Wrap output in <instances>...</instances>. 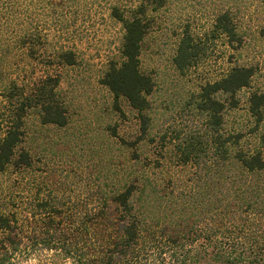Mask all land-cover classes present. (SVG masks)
<instances>
[{"label": "rangeland", "instance_id": "rangeland-1", "mask_svg": "<svg viewBox=\"0 0 264 264\" xmlns=\"http://www.w3.org/2000/svg\"><path fill=\"white\" fill-rule=\"evenodd\" d=\"M140 2L0 0V135L15 120L20 94L33 92L48 76H59L57 90L67 112V123L58 126L42 123L38 109L29 108L16 154L26 152L31 164L0 171V213L14 226L10 233L0 229V254L12 249L7 238L21 240L4 264H70L34 241L36 234L41 241L45 212L37 203L42 200L62 196L67 205L81 204L88 191L104 182L111 192L121 189L142 166L158 180L189 189L193 167L177 163L174 144L190 134L207 136L206 115L197 108L200 86L231 66H253L255 75L238 92L237 107L226 103L222 130L242 133L240 145L249 150L257 144L256 134L264 132V121L257 129L248 107L250 92L264 91V0H166L147 13L140 65L154 86L147 96L148 131L137 142L136 111L124 98L117 109L100 80L109 63L119 60L124 33L111 7L129 16ZM225 11L236 26L234 41L214 30L216 16ZM186 32L200 52L196 64L181 73L173 58ZM68 50L75 54L71 65L60 58Z\"/></svg>", "mask_w": 264, "mask_h": 264}, {"label": "trees", "instance_id": "trees-1", "mask_svg": "<svg viewBox=\"0 0 264 264\" xmlns=\"http://www.w3.org/2000/svg\"><path fill=\"white\" fill-rule=\"evenodd\" d=\"M165 2L141 0L129 16L111 7V16L122 23L124 33L119 60L109 63L100 81L112 93L117 109L119 99L124 98L136 111L137 142L148 131L147 96L154 86L140 65L147 13ZM214 28L230 41L237 39L235 23L226 11L216 16ZM199 52L191 35L183 34L173 58L177 70L184 73L195 65ZM60 55L62 63H75L73 51ZM254 75L253 66L234 65L220 78L200 86L197 108L206 115L207 136L190 134L174 144L177 163L193 167L189 189L158 180L141 165L142 170L135 169L131 182L121 189L111 192L104 182L88 191L81 204L67 205L62 196H55L54 202H38L45 214L40 218L41 241L37 234L34 241L62 254L70 264H264V132L256 134L257 144L249 150L240 145L242 133L222 130L226 103L237 107L238 92L251 85ZM59 81L58 75L48 76L33 92L20 94L15 120L0 135V171L11 164H31L26 152L16 154L29 108L38 109L42 123H67ZM248 103L258 129L264 121V91H251ZM0 229L14 231L11 218L2 213ZM20 241L7 238L12 249L7 247L0 254V264L9 260Z\"/></svg>", "mask_w": 264, "mask_h": 264}]
</instances>
